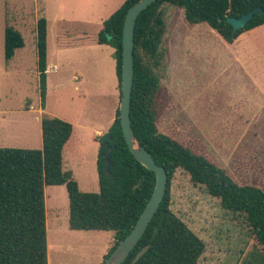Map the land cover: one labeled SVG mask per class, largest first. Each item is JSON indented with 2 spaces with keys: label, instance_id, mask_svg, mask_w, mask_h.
I'll use <instances>...</instances> for the list:
<instances>
[{
  "label": "rangeland",
  "instance_id": "rangeland-1",
  "mask_svg": "<svg viewBox=\"0 0 264 264\" xmlns=\"http://www.w3.org/2000/svg\"><path fill=\"white\" fill-rule=\"evenodd\" d=\"M124 1L0 0V147L41 148L40 109L75 124L63 167L73 171L84 192L100 190V141L84 127L97 123L95 115L103 123V116L112 112L115 49L106 45L61 53L56 44L58 23L89 19V30L84 24L81 29H99ZM161 10L166 26L160 56L149 58L140 49L166 94L156 121L159 131L206 156L237 183L264 189V25L228 44L207 23L187 21L182 8L164 3ZM39 17L48 21L49 64L58 66L47 71L44 107ZM6 24L19 30L25 41L9 61L4 56ZM170 192L172 210L206 244L198 264H242L250 257L255 239L246 223L225 210L203 185H195L188 173L178 170ZM45 199L49 264H102L115 232L70 229L64 185L47 186Z\"/></svg>",
  "mask_w": 264,
  "mask_h": 264
},
{
  "label": "trees",
  "instance_id": "trees-1",
  "mask_svg": "<svg viewBox=\"0 0 264 264\" xmlns=\"http://www.w3.org/2000/svg\"><path fill=\"white\" fill-rule=\"evenodd\" d=\"M139 0H125L107 18L96 36L98 44L112 46L116 61L120 99L123 63V26L128 9ZM169 3L184 10L190 23H207L226 42L232 43L245 31L264 24L255 13L244 28L234 31L227 17H240L255 7L264 10V0H156L138 16L135 27V72L131 98V122L135 135L168 173V190L140 241L122 264H132L136 254L149 245L134 264H198L205 242L171 208V182L176 171L190 175L195 185H203L221 206L241 218L255 239L253 251L242 264H264V189L255 184L237 183L225 169L206 156L194 152L171 136L161 133L156 121L166 103L159 77L143 60L160 56L159 46L165 32L161 6ZM84 31L78 22L65 23ZM83 27V26H82ZM37 53L42 106L47 97L48 22L37 20ZM108 35L111 38H108ZM19 30L10 24L4 30V56L12 59L24 47ZM111 140L100 146L97 171L100 190L84 192L71 170L63 167L64 149L73 135L72 123L56 116L42 117V147H0V264H49L47 186L64 185L69 198V227L72 230L114 231L115 241L105 259L133 229L156 183L154 171L143 166L130 152L123 136L119 108L109 130ZM109 154L110 171L105 155ZM252 253V254H251ZM251 254V255H250ZM103 264V263H102Z\"/></svg>",
  "mask_w": 264,
  "mask_h": 264
},
{
  "label": "water",
  "instance_id": "water-1",
  "mask_svg": "<svg viewBox=\"0 0 264 264\" xmlns=\"http://www.w3.org/2000/svg\"><path fill=\"white\" fill-rule=\"evenodd\" d=\"M156 0H139L132 5L125 16L123 26V63H122V79L121 92L122 97L119 104L120 122L123 130V136L133 156L147 169L154 171L156 175V183L152 195L142 211L139 219L134 225L131 232L121 240L111 254L105 259L103 264H122L137 243L142 238L160 203L164 199L168 190V173L166 169L157 164L152 154L141 144L140 140L134 133L131 122V98L134 84V47H135V27L139 14ZM255 13L264 16V10L261 7H255L240 17H227V22L233 26L234 31L244 28L246 23L252 19ZM110 39L111 36L108 35ZM111 140V133L108 131L102 138V144ZM112 147L105 155L107 160V171H110L111 162L108 160L109 154L115 148V140H112ZM149 245L143 247L135 256L132 264L136 263L147 251Z\"/></svg>",
  "mask_w": 264,
  "mask_h": 264
},
{
  "label": "crops",
  "instance_id": "crops-1",
  "mask_svg": "<svg viewBox=\"0 0 264 264\" xmlns=\"http://www.w3.org/2000/svg\"><path fill=\"white\" fill-rule=\"evenodd\" d=\"M123 4V3H122ZM121 4V5H122ZM120 5V6H121ZM119 6V7H120ZM118 7V8H119ZM117 8V9H118ZM116 9V10H117ZM115 10V11H116ZM48 22V21H47ZM74 22H78L80 24H84L85 27L87 25H90L92 22L89 21V19L85 20V21H79V20H62L58 23V33H57V37H56V44L57 47L59 48L61 53H68V52H74L73 50H79V49H85L88 47H103L106 46V44H98L96 42V36L98 34V32L102 29L103 25L101 24V28L96 29L97 27H94L92 29H90L91 31H75L74 29L68 28L66 26H64L65 23H74ZM264 25V24H263ZM260 25V26H263ZM258 26V27H260ZM82 27V26H81ZM88 27V26H87ZM84 28L86 30H89L88 28ZM256 27V28H258ZM90 28V27H89ZM255 29V28H254ZM214 30V29H213ZM253 30V29H252ZM246 32V31H245ZM244 32V33H245ZM243 33V34H244ZM243 34H241L238 38H240ZM223 39V38H222ZM224 40V39H223ZM236 40V39H235ZM234 40V41H235ZM225 41V40H224ZM48 42V39H47ZM226 42V41H225ZM228 43V42H226ZM228 44H233L232 43H228ZM48 45V44H47ZM13 58V57H12ZM11 60V59H10ZM49 58H48V52H47V71H51V70H55L56 68H58L57 65L52 66V64H49ZM115 65H116V61H115ZM116 70V69H115ZM117 76V75H116ZM113 88H114V93L112 94V97L114 98V104L113 107H111L112 112H110V109L108 111V113L103 116L104 121L103 123H101L100 121H98V118L101 116L95 115V118L97 120V123H93V124H85V130L87 131V134L92 138H100L102 135H104L108 130L105 129V126H110L113 124L115 118H116V112L117 109L119 108V104H120V89H119V82H118V78L117 80L114 82L113 84ZM48 94V92H47ZM47 100V97H46ZM33 107V105H31V108ZM28 110V109H27ZM40 111H42V116L39 117V120L41 119V130H42V117L44 115H49V116H54V115H50L47 112H44V109H40ZM264 114V113H263ZM262 114V115H263ZM261 115V116H262ZM260 116V117H261ZM57 117V116H56ZM257 120V119H256ZM254 120V121H256ZM106 121H108L109 123L106 124ZM253 121V120H252ZM74 132L72 137L70 138V140L68 141V143L74 139L75 135H76V131H77V127L74 124ZM108 128V129H109ZM67 143V145H68ZM66 145V146H67ZM66 149V147H65ZM64 149V152H65ZM191 149V148H190ZM98 157V156H97ZM72 171V170H71ZM73 172V171H72ZM74 175V173H73ZM79 182V181H78ZM80 186V185H79ZM115 241V238L113 239L112 243L110 242V244L108 245V248H111L113 245V242ZM106 249V251H107Z\"/></svg>",
  "mask_w": 264,
  "mask_h": 264
}]
</instances>
